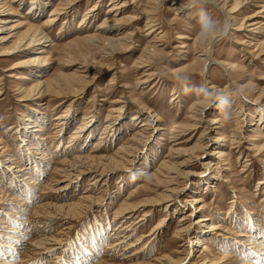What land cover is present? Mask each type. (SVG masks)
I'll return each instance as SVG.
<instances>
[{
	"label": "rangeland",
	"instance_id": "374dc122",
	"mask_svg": "<svg viewBox=\"0 0 264 264\" xmlns=\"http://www.w3.org/2000/svg\"><path fill=\"white\" fill-rule=\"evenodd\" d=\"M24 1L25 3L17 4L14 0H6V4H9L13 12H10V14L6 12L5 15L11 16L10 18H14L16 15L15 18H19L15 12L25 11V4L29 0ZM116 1L122 2L123 6L117 9L115 14L111 16L127 22L119 23L118 21H113L110 24L104 22L105 24L102 26L96 27L108 13L106 12L108 4L116 3ZM173 1L176 0H163L158 9L153 10L154 0H48L41 15L26 19V23L30 26V31L39 33L42 30L47 34V40L42 38V40H46L43 44L35 41L32 47L28 46V48L26 47L22 51L16 52L13 56H10V54L5 56L0 55V68L2 69L13 65L14 61L20 57H31L32 59L33 57H39V59L31 61L29 64L39 62L43 65L46 69L43 78L48 80L50 88L55 89L57 85L62 84L64 85L65 92L64 96H58L54 99H52L53 96L51 94L39 97H37L38 94H34L30 97L28 96V98L19 100L23 95L21 89L29 86L31 81L22 80L21 82V80L13 76H7L6 74L9 72L16 74L25 73L27 65L23 64L16 68H9L0 73V83L1 85H5L0 92L1 162L8 161L7 158L11 157L13 153L16 158L18 157L16 163L22 164L24 162V157H22V154H19L18 150V134H11L12 128L7 131L6 127L16 125L29 110L39 108L37 106H41L42 112L51 116L61 112L65 107L74 109L72 114L73 119L68 124L65 123L57 134H52L51 132L53 125H55L54 121L52 125L47 121L40 133L44 141L51 142L48 146L49 148L46 149V153L53 157L52 163H50V159L48 160L49 163L46 168L48 172L55 165L59 167L63 166L59 163L62 157L70 153L73 155V150L63 155L62 148H64L68 139L70 141L73 140L69 135L79 124V117H86V122L89 124L87 130H90V132L75 140L73 145H75L77 151L74 154H87L93 146L92 141L101 137V144L98 145L99 151L111 155L119 145L123 144L128 137L130 138L136 130L135 126L139 120L143 119V116H135L134 120L130 118L137 109L135 105H144V107L153 109V112L149 114L156 115L157 122L162 128L156 129L143 144L137 145L135 157L128 164L124 163L125 165L123 164L119 170L111 171L107 177L102 175L95 181L94 191H96L98 196L101 195L99 196V200L88 203L86 209L82 208L78 214L76 209L67 210L68 215L64 214V211L63 214H57L54 221L56 225L45 232L47 235L53 234L56 236L57 241L50 245V247L54 248L44 251L42 258L38 256L39 254L35 256L31 255V258V256H26V250L23 251L22 249L15 248L17 245L12 247L14 248L15 256L22 260L19 264H72L69 262L70 260L77 262V256L75 257V255L80 254L77 250L82 249L83 236L92 235L90 229L96 233L104 228L107 234L117 222H126L125 224H128L133 221L134 217L140 215L141 211H138L136 215L132 216L133 218L131 217V220H128L129 218L125 219L124 215L126 213L122 216L120 215V217L119 213L118 216L116 215L128 191L136 188L137 185L142 186V188L139 187L137 192L140 194H137L133 199L137 201L142 196V193L145 192V188H143L145 186H148V189H150L149 194L146 196L155 197L167 193L164 189H170L173 185H176L169 184V182H161L160 186L156 185L151 174L156 173V171L164 174L165 170L160 168V164L169 153L168 146L169 148H173L175 147L173 143L188 137V142H181L177 146H194L201 127L197 126L194 129H187L183 124H192L193 119L191 117L192 111L190 105L194 101L198 102L203 99L208 101L205 106V115L212 116L217 114L221 119L222 128L220 133H223L228 138L225 142H222L225 144L222 160L214 159L215 161H212L218 162V166H220L217 169V178L213 179L215 188H210V191H206L204 180H202L203 183L200 182L197 186L198 188L194 189L199 191L197 194L203 200L202 203L204 205L200 212L204 215L203 217L211 218V220L206 222L220 224L216 230H207L206 226H204L206 232H212H207V237L203 240L206 248L213 254L212 261L209 263L207 259L203 260L200 253V245L197 246L198 244L195 243V237L190 238L191 241L189 244H186V252L185 250L181 251L183 240H181V235L176 233V229L178 223L185 222L178 221L181 215L189 210L183 202L186 198H190L186 195H197L191 193L192 191L190 193L187 191L196 187L193 186V183L200 178L196 175L201 170L200 163L209 155L211 148L214 147L213 145L204 147V154L199 153L198 155L200 156L194 158L184 168H180L182 171L191 170L192 172L184 182V178L182 177L176 176L174 178V181L180 183V186H182L181 183H184V187L182 188V192L178 194V201L176 203H170L171 205L167 208L163 207L165 202L162 201L164 200L159 201L153 206L149 219L141 220L137 224V227L128 229L127 234H129L124 238L123 242H135L136 240L133 246H130L126 251L122 249L119 252L117 248H104L106 244L103 245V243L109 239L106 237L98 242L95 256L82 264H88L89 261H91V264L99 262H102L101 264H105L103 262H107V264H129L136 261L157 263L158 261L152 260V258L154 259L159 255H165L167 258H183L182 261L174 264H215L217 257L221 255H226L231 260L236 259L237 261L242 255L244 256V247L240 248L238 246L241 250L238 251L235 249V246L239 244L238 240L241 238L238 233L248 231L246 229L247 211L254 219H259L255 221L256 226L261 227L263 229L262 232H264V194L260 190H255L258 178L264 175V124L253 120L252 122L255 124L251 127L249 126V117L257 114L256 111L262 105L264 107V90L262 89L264 88V63H262L264 61V10L258 14L261 22L254 31L249 32L247 30L250 27L248 23L251 20L243 19L240 30H234V34H232V31H229L223 37L213 41V56L224 61H231L234 65H237V68L233 72V81L229 79L226 70L217 64H210L207 67L205 73L208 78L206 79V75L202 77L197 69L192 71L184 66L192 63L196 55L200 57L201 51L199 50L201 47L196 43V38L202 24L205 21H209L217 27L222 26L225 22L223 13L217 7L204 0H179V8H176V5L172 4ZM93 4H96V8L93 11L96 15L90 19L88 18L90 11L88 10ZM263 5L264 0H252L250 5L238 16V21H242V17L248 14L261 10ZM145 9L146 13L143 12ZM52 10L57 12L55 14V21L52 25H45L44 18ZM147 16L155 18L157 25L148 28L144 23ZM82 18L85 21L79 26ZM11 23L8 22L6 26H9ZM108 25H110V28L119 25L120 28L116 31L112 30L110 33L104 32V29ZM26 29L27 26H21L10 31V33L14 31L15 33L11 36L5 35L7 39L0 43V49H8L17 43H24L26 40L24 36ZM126 30L130 31L131 34H129L133 37V41L125 46H121L119 51L114 53L116 57L112 59H100L97 49L87 46L81 39L87 34L95 33L98 37L112 35L115 38H119L121 42L125 41L122 34ZM177 34H183L185 37L178 38L176 37ZM257 39L258 42L256 43ZM181 42H185L186 46L180 47ZM150 43L155 45L157 54H152L149 57L148 66H141L140 62H138L139 58H142L143 64L147 65L145 47H148ZM29 47L30 49H34L29 50ZM80 53L85 55L88 68L90 69L87 68L86 75H89L98 65H106L105 67L107 68L101 70L93 78L92 82L85 86L82 93L76 96L69 92V81L65 77H62V75L67 76L74 68H79L80 62H82ZM75 55L77 60L71 64H67L68 61L64 62L65 64L63 63V58L66 59L68 56ZM145 69H148L147 72L151 71V78L146 83L139 84L138 77L141 76V72ZM114 72L119 73L120 79L114 78L111 84H107V80L112 77ZM210 82L213 84V87H208ZM152 83L153 86H149ZM121 84H126L128 87L122 91L121 86H119ZM234 84L238 86V89H243L246 94L242 98V110L239 113L237 112L241 117L243 116L238 130L241 133L239 143L232 140L233 128L235 127L234 118L237 115L235 112L238 110L237 106L240 103ZM205 89L209 92L208 95H205ZM173 91L179 94L180 101L172 100ZM114 98H117L118 101L113 102ZM219 100L223 102V105H216V102ZM225 100L227 101L226 103L224 102ZM38 103L41 104L37 105ZM216 106L218 109L215 108ZM115 107H117L116 110H114ZM117 109L121 110V112H116ZM243 111H247L248 114L243 115ZM117 115H121L120 120L113 122L117 118ZM105 121L109 124L110 130H108V127L107 130L103 127ZM112 131L115 134L109 136V133ZM175 134L179 140L173 141L174 138L172 136ZM86 136L87 139L84 140ZM248 136L252 137L250 143L256 149L259 148V152L252 153L250 156H246L249 151L247 147L249 146L245 140ZM253 154L257 155L253 157ZM151 156L153 157L151 158ZM144 158L150 162L148 164L145 163L147 161ZM245 158L248 159L249 163L243 166ZM27 169L30 172V169ZM144 169L145 172L139 173L140 170ZM213 171V169H208L206 178L213 174ZM48 174L43 173L41 175L40 180L42 181L40 183L42 187L48 181ZM88 181L87 176H85L80 181L77 179L71 184L68 183L61 197L57 196L55 199V197L48 195L45 196L47 197L46 200H59L62 203L74 200L85 187L91 186H86ZM62 182L66 181L62 180ZM1 183L3 188L2 197L6 200H9L11 196L14 197L12 195L13 191L6 188L5 185L7 183ZM177 185L179 186V184ZM41 191L44 190H40L38 187L35 188L34 195L36 197L34 196L32 201H30V209H37L35 206L36 201L43 199L44 195L43 193H39ZM50 193L53 192L47 194ZM232 196H235V201L229 202L232 200ZM17 202L19 200H16ZM174 206H177L175 210H173ZM143 208L146 209L147 206ZM32 212L28 211L25 214L27 216L26 220L28 221L29 219L27 222L28 226H30L28 231H30V235L34 236L36 228L43 226L38 227L35 225L42 224L46 220V217H36L37 215L32 214ZM197 213L188 216V222H191L194 226L197 225L193 222ZM162 218L165 227L161 233L151 238H149L150 236L141 237L140 234L148 233L151 227ZM207 223L204 225H207ZM22 236L24 235L22 234ZM246 238L250 239L248 236ZM19 245L25 244L22 242ZM136 250L138 254L131 256L132 258L126 256ZM98 253L99 255H97ZM164 260L165 258H161L159 262H163ZM231 264H236L235 260Z\"/></svg>",
	"mask_w": 264,
	"mask_h": 264
},
{
	"label": "bare ground",
	"instance_id": "6f19581e",
	"mask_svg": "<svg viewBox=\"0 0 264 264\" xmlns=\"http://www.w3.org/2000/svg\"><path fill=\"white\" fill-rule=\"evenodd\" d=\"M5 1L6 0H0V33H2L0 34V43H2L3 40L7 39L5 35L7 36L13 35L15 31L11 33L10 31L15 30L16 28L21 27V26H27V29L25 30V33H24L26 40L24 41V43H17L13 45L11 48L3 49V50L0 49V55L5 56V55L10 54V56H13L16 52H20L26 47L28 48V46L32 47V44L35 41L36 42L38 41L39 44H43V42L47 40L46 39L48 37L47 34L44 33L42 30L39 33L36 31L31 32L29 28L30 26H28V24L26 23L27 22L26 19L41 15L43 13L44 6L48 2V0H29L28 3L25 4V11L23 12L20 11L19 13L15 12L17 14V17L19 18H15L16 15L14 18H10L11 16L5 15L6 12L8 14H10V12H13L12 8L9 6V4H6ZM14 1H16L17 4L25 3L24 0H14ZM162 1L163 0H154L153 10L158 9V6H160ZM204 1H207L213 6L217 7L223 13L224 21H225L224 23H227L228 25L227 32L232 31V34H234V30L236 31V30L241 29V25L243 24V19L251 20L248 23L250 27L247 30H249V32L254 31V29H256L259 26V23L261 22V19L259 18L258 14L262 10H264V5L261 10H257L251 14H248L247 16L242 17L241 19L242 21L239 22L237 19L238 16L242 14V11L245 8H247V6L250 5V2L252 0H204ZM178 2L179 0H176V1H173L172 4L173 5L175 4L176 8H179ZM122 6H123L122 2L116 1V3H109L107 6L106 12L108 13L112 12V13L110 14L107 13L103 21L99 22L96 27L102 26L105 23L110 24L113 21H118L119 23L127 22V21H121L120 18L117 19L111 16L112 14H115V11L117 9H120ZM95 8H96V4H93V6L89 8L88 11H90V14L88 18L91 19L95 17L96 14L95 12H93ZM143 12L146 13V9L143 10ZM56 13H57L56 11H53V10L50 11V13L47 14L46 17L44 18L45 19L44 24L52 25L53 22L55 21ZM155 20L156 19L153 18L152 16H147L146 19L144 20V23L149 28L154 25H157V22ZM84 21H85L84 18H82V22L81 21L79 22V26L83 24ZM8 22H12V23L9 26H6ZM119 28H120L119 25H116V27L114 28H110V25H108V27L104 29L105 30L104 32L110 33L112 30L116 31ZM129 33L130 31L126 30L124 34H122L123 35L122 37L124 38L125 41H121V42L119 38H115L112 35L98 37L96 36L95 33L87 34L83 36L81 39L86 43L87 46L97 49V51L100 54V59L102 60L112 59L113 57H116V55L114 56V53H117L121 46H125L126 44L132 43L133 37L130 35L131 33L130 34ZM176 37L184 38L185 36L183 34H177ZM42 38H45L46 40H42ZM257 42H258V39L256 40V43ZM179 46L185 47L186 44L185 42H181V45ZM30 47H29V50L34 49V48L30 49ZM39 47H42V46H39ZM200 47H201L199 50L201 51L199 54L200 57L196 55V57H194L195 58L194 61L192 63L187 64L184 67H188L192 71L194 69H197L201 73L202 77L206 75V79H207L208 76L205 73L207 67H209L210 64H217L226 70L229 79L233 81V77H234L233 72L237 68V65H234L233 62L231 61H224V60L215 58L212 53V45H211L210 51L206 50L201 45ZM145 53H147L145 54L147 65L143 64L142 58H139L138 62H140L141 66H148L149 57H151L152 54L153 55L157 54L155 45L153 43H150L148 47H145ZM80 54L82 56V62H80L79 68H74L72 71L68 73L67 76L62 75V77H65V79L69 81L68 82L69 92H71V94H74L76 96H78L79 93H82L85 86L88 85L90 82H92L93 78L97 74H99L101 70L107 68L105 67L106 65H98V67L96 68L93 67L94 69L93 71H91V73H89V75H86L89 69L88 62L86 61L85 55H83L82 53ZM37 59H39V57H33V59L31 57L30 58L20 57L16 61H14L13 65L7 68H3V69L0 68V73L9 68H16L17 66H22L23 64L27 65V71L25 73L16 74L13 72H9L6 74L7 76H13L21 80V82L22 80L31 81V84H29V86H25V87L21 86L23 87L21 89V92L23 93V95L21 96L19 100L28 98V96L30 97L34 94H38L37 97L41 95H45V94L46 95L51 94L53 96L52 99L58 96H64L63 95L65 94L64 85L59 84L56 86L55 89H53V88H50L48 80L43 78L44 72L46 70L43 65H41L39 62L29 64V62L35 61ZM62 60H63V63L68 61L67 64H71L72 62L77 60V57L76 55L68 56L66 59L63 58ZM262 63H264V61H262ZM147 70L148 69L143 70L141 72V76L138 77L139 84H144L151 78L152 73L151 71L147 72ZM79 71H81V73H79ZM118 74L117 72H114L112 74V77L107 80V84H111L112 79L114 78L120 79ZM3 86L5 85L4 84L1 85L0 83V92ZM119 86H121L122 91L128 87V85L126 84H121ZM149 86H153V83ZM208 87H213V84L210 82ZM234 87L237 89V93H238L237 97L240 102L239 105L237 106L238 110L235 113L237 112L239 113V111L242 110L241 108L242 102H243L242 98L245 97L246 94L243 91V89L241 88L238 89V86H236L235 84H234ZM262 89L264 90V88ZM208 94L209 92L207 91L205 95H208ZM172 100L180 101L179 94L176 91H173L172 93ZM116 101H118V99L114 98L113 102H116ZM207 103L208 101L206 99H203L198 102L194 101L191 103V105L189 104L191 107V111H192L191 117L193 119V122L192 124H185V125L183 124V126L187 129H194L197 126L201 127V130L195 141L194 146L193 147L191 146L190 147H178L177 146V144H180L181 142L182 143L188 142L189 137L184 138L181 141H177L173 143V145H175V147L173 148H169L168 146L169 153L162 160L161 164L159 163L160 168H163L165 170L164 174H160L159 171H156V173L151 174L153 176V179L156 185L157 184L159 185L161 182H169V184H176V185H173L170 189H164L165 192L167 191V193L162 194V195H157L155 197L146 196L149 194L148 192H150V189H148L149 188L148 186L147 187L145 186L143 187L145 188L144 189L145 192L142 193V196L140 195L141 197L137 201L133 199L135 198L137 194H140L137 192H138L139 187L142 188V186L137 185L136 188H133L132 190L128 191V194L126 195L125 200H123V202L119 206L116 215L118 216V213H119V217H120V215L122 216L126 213L124 216H125V219L129 218L128 220H131V217L136 215L138 211H141L140 215L134 218L132 217L133 221H131L128 224H125L126 222L125 223L117 222L116 223L117 226L115 225L112 229H110V232L107 234L105 233L104 228L101 229V231H98L96 233H94L92 229H90L91 230L90 233L92 235L91 236L89 235L86 237L85 235L83 236V244L81 245L82 249L77 250L80 254L75 255V257L77 256L76 258L78 261L76 262L75 260L74 261L70 260L69 262H71L72 264H82V263H85L89 258L94 257L98 242L101 239H104L106 237H108L109 239L103 243V245L106 244L104 248H111V249L117 248L119 252L122 249L126 251L130 246H133L136 240L135 242H131V241L126 242V243L123 242L124 238L127 237L129 234V233L127 234L128 229L129 228L131 229V227H134V228L137 227V224H139L141 220L149 219L151 217L153 206L157 204L159 201L164 200L162 201V202H165L163 207H167V208L168 206L171 205L170 203L172 202L176 203V201H178V194L182 192L184 183H181L182 186H180V183H176V181H174L175 180L174 178L176 176L182 177L184 178V180L182 179L184 182L192 171L191 170L182 171L180 170V168L182 167L184 168L194 158H197L198 156H200L198 154L199 153L202 154L204 152L203 151L204 147L211 146V145L214 146L210 150L211 154L209 153V155L205 157L202 163H200L201 170L196 174L198 177H200L199 179L195 180L193 183V186H196V187H194L191 190H188L187 192L190 193L192 191L191 193H194V194L199 193L198 190H194V189L198 188L197 186L200 182L201 183L204 182L205 189H207L206 191H210V188H215V185L213 184V179L215 180L217 178V174H218L217 169L220 166H218V162L215 163L212 161L214 159L222 160V156L224 154L223 149L225 146V144H223L222 142L223 141L225 142L228 138L225 135H223V133H220V130L222 128L220 117L217 114L212 115V116L205 115L206 113L205 106ZM222 103L223 102L219 100L216 102V105L217 106L219 104L223 105ZM40 104L38 103L37 105H40ZM217 106L215 107L216 109H218ZM37 107L39 108L37 109L33 108V110L32 109L29 110L25 114V116L22 117L21 120H19V122L16 125L12 127L11 126L6 127L7 131L12 128L11 134H15V135L18 134V138H19L18 150L20 152L19 154L23 155L22 157H24L23 159L24 162L22 164L16 163L18 160V157L16 158L14 156V153L11 154V157L7 158L8 161H3V162L0 161V264H19V262L22 261L20 258H17L15 256L14 248H12L15 245H17L15 246V248L22 249L23 251L26 250L27 251L26 256H31V255L35 256L39 254L38 256H40V258L43 257L45 250H51L52 248H54L52 246L50 247V245L53 242L55 243L57 241L56 239L57 237L54 236L53 234L47 235L45 232H47L49 229H51V227L53 228L56 225L54 221L56 220L57 214H63V211L65 212L64 214H67V210L69 209H76L77 214H78L81 212L82 208H84V210L86 209L88 203L99 200L100 198L99 196L101 195L98 196L96 191H94L95 181H97V179L102 175L107 177L111 171L119 170L121 166H123L124 163L128 164L135 157L137 145L143 144L149 138L150 134H152L156 129L161 128L159 126L160 124L157 122L156 115L149 114L153 112L152 111L153 109L151 110L148 107H144V105H139V106L135 105L137 109L134 111V113L132 114L130 118L134 120L135 116L137 117L143 116V119L139 120L138 124L135 126L136 130L134 131V133H132L130 138L128 137V139L123 144L119 145L111 155L107 153L104 154L101 151H99L100 148L98 145L101 144V140H100L101 137H98L97 140L92 141L93 146L90 148L87 154H84L82 151L81 153L83 154H79V153L74 154L75 151H77L76 150L77 148L75 147V145H73L75 140H78V138H80L82 135L90 132V130H87L89 124H87L86 122V117H79L78 118L79 124L77 125V127L74 128V130L69 135L70 138L71 137L73 138V140L70 141L68 139L64 148H62L63 155L65 153L67 154L68 152H72L71 150H73V155L70 153L67 156L62 157L59 163L62 164L63 166L59 167L55 165L54 167H52V170L48 172L46 169L49 163L48 160L50 159L49 161H51L53 157L49 156L48 153H46L47 152L46 149L49 148L48 146L51 142L44 141L40 133L44 129V125L46 124V122L49 121L51 125L55 123V125H53V128L50 127L52 128L51 129L52 134H57L59 130L62 128V126H64L65 123L68 124L71 121V119H73L72 114L74 112V109L65 107L64 110H62L61 112L55 113V115L51 116L50 114L47 115L43 113L41 106H37ZM116 108L117 107H115L114 110H116ZM116 112H121V110L117 109ZM256 112L257 114L251 115L249 117L250 127L255 124L254 122H252L253 120H255V122H259L260 124L261 123L264 124L263 105ZM238 113L237 115L235 114L236 116L234 118L235 127L233 128V139H232L233 142H237V143H239V140L241 139V133L238 130H239L240 123L242 122L241 120L243 119V116L241 117L240 114ZM242 114L247 115L248 112L243 111ZM120 117L121 115L119 116L117 115V118H115L113 122L119 121ZM103 125H104L103 127L106 130H107V127H108V130H110V126L107 123V121H105ZM113 134L115 133L112 131L109 133V136H112ZM87 136L84 138V140L87 139ZM172 137L174 138L173 141H176L177 139L179 140L176 134L173 135ZM250 140H252V137L250 136H248V138L245 140V142L249 146L247 147L249 151L247 152L246 156H250V154L252 153L259 152V148L256 149L253 146V144L250 143ZM254 155H257V154H253L252 156L254 157ZM152 157L153 156H151V158ZM146 161L147 162L145 163L147 164L148 162H150L147 159ZM243 162H245L243 166H246L249 163L247 158H245ZM50 163H52V161ZM27 168L30 169V172L27 171L28 170ZM208 169L209 170L213 169L214 171H213V174L209 175V177L206 178V175H208ZM24 172L25 174H27V176H25ZM142 172H145V169L142 171L141 170L139 171V173H142ZM43 173H47V174L49 173V174H48V179H47L48 181L42 187L40 183L42 180H40V178ZM169 173H173V174H169ZM85 176H87L89 180L87 182L88 185L86 184V186H89V185L91 186L85 187V189L80 193V195L76 199L71 200L67 203H62L59 200H54V201L46 200L47 197L45 196H48V195L55 197V199L57 196L61 197L63 195V192L67 188L68 183L71 184L73 181H76L77 179H79L80 181L82 177H85ZM159 176L163 178L161 179ZM62 180H65L66 182L63 183ZM202 180L204 181L202 182ZM1 182H3V184L7 183L5 185L6 188L13 191L12 195H14V197L11 196L9 200H6L5 198L2 197L3 188H2ZM177 184H179V186ZM36 187H38L40 190H44V191L39 192V193H43L44 195H43V199H38L36 201L37 203L35 204V206L37 207V209L32 210V208L31 209L29 208V205H30V201H32V198H34V196L36 197V195H34ZM255 190L257 191L260 190L264 194V175L258 178L256 186H255ZM49 192H53V193L47 194ZM186 196H189L190 198L189 199L186 198L183 202L186 204L185 206L186 208H189V210L184 212L181 215V218H179L178 221L179 222L185 221V222L178 223V226L176 229V233L180 234L181 240H183V243H182L183 248L181 249V251L185 250L186 252V244H189V242L191 241L190 238L195 237V243L198 244L197 246L200 245V253L202 254L201 257L203 258V260L207 259V261L210 263L213 259L212 257L213 254L211 253L210 250L206 248L205 244L203 243V240L205 237H207L208 233H212V232L207 231L208 232L207 233L204 230V226H206L207 230H214V229L216 230L219 228L220 224L217 225L211 222H208V223L206 222L208 220H211V218L203 217L204 215L202 214V212H200V210L203 209L204 204L202 203L203 202L202 198L198 194L192 195V196L187 194ZM231 199L232 200H230L229 202L235 201V196H232ZM16 200H19V202L16 203ZM144 206H147V208L144 209L143 208ZM176 208L177 206H174L173 210H175ZM28 211H33L32 214L37 215L36 217L38 216L40 218L42 216L46 217V220L44 222L41 221L42 224L37 225L35 223L36 224L35 226H38V227H40L41 225L43 226H41V228H36V233L34 234V236L30 235V231H28L30 226H28L27 222L29 221V219L28 221L26 220L27 216L25 214ZM196 212L200 214L197 213V216L195 220L193 221L197 225L194 226L192 225L191 222H188V216L189 215L192 216ZM246 215H247V219H246L247 228L246 229L248 231L238 233V235L241 236V238H239L238 240V243L240 245L239 244L236 246L234 245L236 247L235 249L238 251H241L238 248V246H240V248L244 247L245 249L244 256L242 255V257L240 259H237V261L236 259H233V260H235L236 264H264V232H262L263 229H261V227L256 226L255 221H258L259 219L258 220L256 218L254 219L252 216L249 215L248 211L246 212ZM162 220L163 218L160 221H158L153 227H151L148 233L143 234V235L140 234L141 237L150 236L149 238H151L161 233L165 227L164 222H162ZM205 223H207V225H204ZM63 228H66V227H63ZM22 234L24 236H22ZM247 236L250 237V239L246 238ZM22 242H24L25 245L20 246L19 244H22ZM136 252L138 251L136 250L132 253L130 252L126 256L127 257L129 256L130 258H132L131 256H135V254H138ZM161 258H165V260L163 262H159ZM182 259L183 258L181 257L167 258L165 257V255H159L155 257L154 259L152 258V260L158 261L157 262L158 264H174L178 261L179 262L182 261ZM233 260H231L230 257H226V255H221L220 257H217L215 264H231L233 263ZM101 263L102 262H99L97 264H101ZM103 263L107 264V262H103ZM157 263L155 262L151 263L149 261L148 262H143V261L137 262L136 261V262H132L129 264H157Z\"/></svg>",
	"mask_w": 264,
	"mask_h": 264
},
{
	"label": "clouds",
	"instance_id": "9594fccd",
	"mask_svg": "<svg viewBox=\"0 0 264 264\" xmlns=\"http://www.w3.org/2000/svg\"><path fill=\"white\" fill-rule=\"evenodd\" d=\"M227 31V23H224L222 26L217 27L215 24L209 21H205L197 34V44L210 51L212 42L226 35ZM204 91L206 93L207 89H205ZM224 102L226 103L227 101L225 100Z\"/></svg>",
	"mask_w": 264,
	"mask_h": 264
},
{
	"label": "snow or ice",
	"instance_id": "6c2138e0",
	"mask_svg": "<svg viewBox=\"0 0 264 264\" xmlns=\"http://www.w3.org/2000/svg\"><path fill=\"white\" fill-rule=\"evenodd\" d=\"M97 255H99V253ZM88 264H91V261H89Z\"/></svg>",
	"mask_w": 264,
	"mask_h": 264
}]
</instances>
